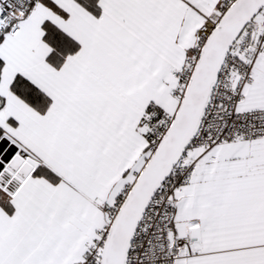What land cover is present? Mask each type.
Masks as SVG:
<instances>
[{
  "label": "snow or ice",
  "instance_id": "snow-or-ice-1",
  "mask_svg": "<svg viewBox=\"0 0 264 264\" xmlns=\"http://www.w3.org/2000/svg\"><path fill=\"white\" fill-rule=\"evenodd\" d=\"M0 264H264V0H0Z\"/></svg>",
  "mask_w": 264,
  "mask_h": 264
}]
</instances>
